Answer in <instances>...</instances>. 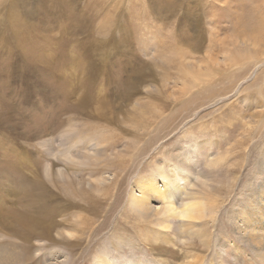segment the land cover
Wrapping results in <instances>:
<instances>
[{"label": "rangeland", "instance_id": "374dc122", "mask_svg": "<svg viewBox=\"0 0 264 264\" xmlns=\"http://www.w3.org/2000/svg\"><path fill=\"white\" fill-rule=\"evenodd\" d=\"M263 21L264 0H0V264H264ZM166 182L200 197L188 229Z\"/></svg>", "mask_w": 264, "mask_h": 264}, {"label": "bare ground", "instance_id": "6f19581e", "mask_svg": "<svg viewBox=\"0 0 264 264\" xmlns=\"http://www.w3.org/2000/svg\"><path fill=\"white\" fill-rule=\"evenodd\" d=\"M196 2L197 3H201V6H202V4H203V2H204V0H196ZM164 4V3H163ZM213 5V4H212ZM212 8V7H211ZM253 9V8H252ZM259 9V8H258ZM251 11V10H250ZM256 11V10H255ZM194 12V15L195 16H199V15H201V14H199V13H196L195 11H193ZM193 15V16H194ZM249 15H251L250 13H249ZM256 16V15H255ZM254 17V16H253ZM252 17V18H253ZM239 18V17H238ZM240 19H241V17H240ZM213 20V19H212ZM257 20V19H256ZM258 21H260V20H258ZM257 21V22H258ZM262 21V20H261ZM244 23H245V21H243ZM256 22V23H257ZM264 22V21H263ZM259 23H261V22H259ZM195 25V27H198L199 28V24L198 23H195L194 24ZM264 25V24H263ZM256 26V25H255ZM261 26H262V24H261ZM219 27H220V25H219ZM239 28V27H238ZM261 28V27H260ZM260 28L258 27V30H260ZM264 27H262V29H263ZM241 29V28H240ZM239 29V30H240ZM254 29V28H253ZM262 29H261V31H262ZM256 30V29H255ZM260 31V32H261ZM264 31V30H263ZM201 32V31H200ZM254 32V31H253ZM252 32V33H253ZM255 33V32H254ZM258 34V33H257ZM260 34V33H259ZM262 34V33H261ZM263 35H264V33H263ZM244 36V35H243ZM245 37V36H244ZM247 37V36H246ZM252 37V36H251ZM180 38V37H179ZM186 38V40H187V36L186 37H184L183 36V38L181 39L180 38V41H184V39ZM248 39H250V37L248 38ZM255 39H256V37H255ZM261 39H262V37H261ZM260 39V40H261ZM203 41V40H202ZM202 41H200L201 43H202ZM250 42V41H249ZM254 42V41H253ZM252 42V43H253ZM256 42V41H255ZM258 42V41H257ZM199 43V42H198ZM200 44V43H199ZM259 45V44H258ZM262 45V44H261ZM198 51V50H197ZM240 57V56H239ZM242 67V66H241ZM240 67V68H241ZM144 80H146V79H144ZM137 81H141V78L140 77H138L137 78ZM143 81V80H142ZM227 82V81H226ZM118 92H120V96H123V97H126L127 99H130L132 96H133V94H134V91H131V90H122L121 89V86L119 85L118 86V90H117ZM203 92V91H202ZM230 102V101H229ZM102 180V179H101ZM168 185H166V186H168L167 188L169 189L168 190V192L166 193V198L168 199V201L169 202H167V206H166V211H168V212H173V213H175L180 219H179V221H180V227L182 228V229H188V228H190L192 225H193V223H196L195 221H194V218L195 217H197V218H201L202 216H199V211H200V209H201V203L200 202H197V200L200 198V197H198L197 196V192H194V191H191V192H189L187 189H185L186 191L185 192H187V193H185V194H187L188 195V200L187 201H185V202H183L180 206H181V208H179V209H177V207H175V203H173V200H172V195H173V193H174V195H175V191H174V189L173 190H171V186H170V183L169 182H166ZM179 184V183H178ZM192 184V183H191ZM174 186V185H173ZM155 186H154V183H152L151 185H150V190L148 191V193L150 192V191H155ZM140 189V193L138 194V195H136V196H139V197H144V199L146 198L147 199V195L145 196L144 194H146L147 193V191L145 190V189H143V188H139ZM174 191V192H173ZM184 194V195H185ZM135 195V194H134ZM173 195V196H174ZM136 196H134V199H133V202L137 205H139V206H141L140 207V209L141 208H143V207H148L147 206V203L145 202V201H143V202H141L140 200V198L139 197H136ZM175 197V196H174ZM144 204H146V206L144 205ZM40 205L41 206H39V209L40 210H43V209H47L46 208V206H45V204L43 203V202H41L40 203ZM137 205V206H138ZM87 206V205H86ZM26 207V206H25ZM138 208V207H137ZM150 209V208H149ZM144 210H146L145 208H144ZM148 210V209H147ZM260 210H262V211H264V203H261V207H260ZM19 212H21V211H19ZM48 213H49V210H48ZM11 214V213H10ZM15 214V213H14ZM19 214H21V213H19ZM23 214V213H22ZM32 216V215H31ZM41 216V215H40ZM9 217H10V215H9ZM11 217H12V215H11ZM262 217L264 218V213L262 214ZM13 218V217H12ZM17 218V217H16ZM255 218V217H254ZM18 219V218H17ZM247 221H248V223H249V225H251L252 223L249 221V219H247ZM28 222H30V221H28ZM35 222L36 223H38L39 221L38 220H35L34 222H33V224H32V226H31V228H29L30 230H32V229H34L37 225H35ZM46 222V221H45ZM20 224H21V222H19ZM43 223V222H42ZM38 224H40V223H38ZM44 225V224H43ZM50 225H51V227H50ZM243 225V224H242ZM253 225V224H252ZM54 225L53 224H50V222L48 221V223H47V225L45 226V230L47 231V232H50V230L52 229V227H53ZM24 227V226H23ZM254 227V226H253ZM26 228V227H25ZM36 229H37V227H36ZM258 228H256V230H257ZM18 230H19V228H18ZM17 230V231H18ZM23 230H25V229H23ZM35 230V229H34ZM255 230V231H256ZM19 231H21V230H19ZM264 231V230H263ZM263 231H257V232H259L260 234H253L254 235V237H253V242L255 241L256 243L258 242V240L262 237V239L264 240V232ZM22 232V231H21ZM254 232V231H253ZM44 234V233H43ZM49 234V233H48ZM45 235V234H44ZM23 237V236H22ZM27 241V240H26ZM102 258L96 263V264H111V263H109V261L110 260H108V257L106 256H101ZM98 259V258H97ZM128 264H148V263H144V262H142V263H133L131 260H129L128 262H127Z\"/></svg>", "mask_w": 264, "mask_h": 264}]
</instances>
